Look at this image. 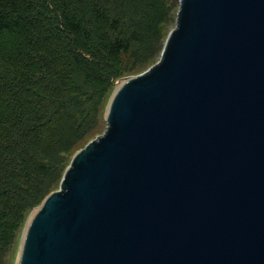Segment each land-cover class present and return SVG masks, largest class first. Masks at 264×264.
Instances as JSON below:
<instances>
[{"label": "water", "instance_id": "95a60500", "mask_svg": "<svg viewBox=\"0 0 264 264\" xmlns=\"http://www.w3.org/2000/svg\"><path fill=\"white\" fill-rule=\"evenodd\" d=\"M106 118L17 264H264V0H179Z\"/></svg>", "mask_w": 264, "mask_h": 264}, {"label": "trees", "instance_id": "16d2710c", "mask_svg": "<svg viewBox=\"0 0 264 264\" xmlns=\"http://www.w3.org/2000/svg\"><path fill=\"white\" fill-rule=\"evenodd\" d=\"M108 1L0 0V198L28 199L43 168L36 148L49 151L53 140L73 135L84 116L78 100L86 96L78 72L88 62L111 87L123 78L95 57L98 50L118 62L129 51L133 39L122 29V16L135 2L120 0L113 16ZM5 222L0 214V230Z\"/></svg>", "mask_w": 264, "mask_h": 264}, {"label": "rangeland", "instance_id": "374dc122", "mask_svg": "<svg viewBox=\"0 0 264 264\" xmlns=\"http://www.w3.org/2000/svg\"><path fill=\"white\" fill-rule=\"evenodd\" d=\"M134 2L141 4L136 8L137 4L133 3L129 8L127 3L122 16V29L133 39L129 51L122 54L118 62L107 60L98 50L95 57L117 79L142 74L159 61L179 10V0ZM119 3L120 0L107 2L113 16L119 11ZM76 42L77 39L71 36L73 48ZM93 63L88 62L87 68L78 72L80 78L77 79L85 83L83 91L86 96L79 97L81 108L78 111L83 110L84 116L76 123L77 126L71 128L73 135H65L62 141L53 140L54 147L49 151L43 144L36 148L37 159L43 168H40L38 178L33 180L34 188L29 191L28 199L0 198V214L6 218L0 230V264H17L23 235L35 209L41 206L47 195L59 190L69 160L91 140L103 134L107 127V110L120 79L111 87L106 76L93 73ZM97 65L103 70L101 65ZM44 143L47 145L46 140Z\"/></svg>", "mask_w": 264, "mask_h": 264}]
</instances>
